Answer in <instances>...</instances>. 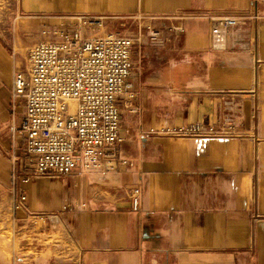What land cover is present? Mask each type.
I'll list each match as a JSON object with an SVG mask.
<instances>
[{
	"label": "crops",
	"instance_id": "crops-1",
	"mask_svg": "<svg viewBox=\"0 0 264 264\" xmlns=\"http://www.w3.org/2000/svg\"><path fill=\"white\" fill-rule=\"evenodd\" d=\"M177 12L257 19L231 28L222 48L212 46L210 20L189 18L179 37L134 50L137 94L117 101L120 151L134 165L23 181L31 169L15 127L25 110L10 93L42 27L63 14H141L146 25ZM225 118L236 135L147 132ZM19 190L29 211L57 218L15 208ZM0 264H264V0H0Z\"/></svg>",
	"mask_w": 264,
	"mask_h": 264
},
{
	"label": "built area",
	"instance_id": "built-area-1",
	"mask_svg": "<svg viewBox=\"0 0 264 264\" xmlns=\"http://www.w3.org/2000/svg\"><path fill=\"white\" fill-rule=\"evenodd\" d=\"M206 18L211 23L214 48L224 46L228 31L248 20L250 15H190L181 12L150 17L157 20L144 25L141 14H63L55 24L41 29V38L27 51V63L15 73L10 93L11 104H24V118L15 130L25 137L23 154L31 172L23 181L50 174L60 176L80 167L85 170H115L134 165L133 158L120 151V112L117 101L133 98L137 92L129 82L133 72V53L143 48L156 50L166 41L179 37L184 31L182 21ZM138 22L134 34L113 29L125 20ZM150 134L185 137L236 135V126L229 118L223 125H203L200 121L176 126L149 127ZM12 162L17 155L10 156ZM18 178L13 174V179ZM131 207L139 211L142 189L131 190ZM27 196L17 192L15 208L27 211L30 219L46 222L57 218L56 212L29 211ZM68 204L62 206V210Z\"/></svg>",
	"mask_w": 264,
	"mask_h": 264
},
{
	"label": "rangeland",
	"instance_id": "rangeland-1",
	"mask_svg": "<svg viewBox=\"0 0 264 264\" xmlns=\"http://www.w3.org/2000/svg\"><path fill=\"white\" fill-rule=\"evenodd\" d=\"M132 22H130V20H125L123 24H120L119 21L116 22L114 25H113V29L115 30H119L123 33H127V34H134L133 30H131L130 26H131ZM138 26L136 25V28ZM145 28L144 27V23H142V29ZM135 29V28H134ZM138 29V28H137ZM135 31V30H134Z\"/></svg>",
	"mask_w": 264,
	"mask_h": 264
}]
</instances>
